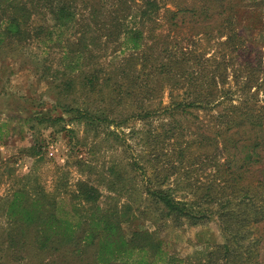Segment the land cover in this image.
<instances>
[{
  "label": "trees",
  "instance_id": "1",
  "mask_svg": "<svg viewBox=\"0 0 264 264\" xmlns=\"http://www.w3.org/2000/svg\"><path fill=\"white\" fill-rule=\"evenodd\" d=\"M263 3L264 0H0V48L5 44L22 46L31 40V43L37 41L49 50L56 49L60 55L54 71L61 78H67L65 91L71 92L77 83L85 95L94 91L97 85L107 87L109 91L125 87L123 93L131 94V89L141 87L144 77L124 76L133 68L134 61H141L142 70L151 69L156 79L185 83L190 99L186 100L187 103L172 102L167 108L175 116L187 112L186 108L209 107L221 94L227 98L231 91H216L215 86L218 75L224 76L221 78L224 83L229 66L235 68L234 74L238 72L245 77L242 90L249 93L251 88L257 87L264 94V52L257 49L253 41L243 40L236 30L241 20L258 18L255 10ZM250 8L252 11L247 13L251 15L247 16L243 10ZM160 19L175 37L184 32L224 37L225 40L217 44L216 52L225 62H217V55L212 57L211 76L208 78L199 68L200 56H195L192 51L178 55L173 48L166 47V36L169 35L148 30L155 27ZM167 52L171 60L159 57ZM126 53L129 58L124 60L125 64L117 65L112 76L98 84L102 72L100 63L107 59L114 61L117 55ZM189 59H194V70L187 66ZM51 66L47 69L50 70ZM145 83L142 90L152 95L147 81ZM251 99L255 101L230 104L218 114L214 125L208 126L206 132L198 130L203 138L201 145L221 152L227 165L223 179L218 176L222 165L215 156H207L217 170L206 193H203L202 198H206V202L211 199L210 191L216 180L222 179L225 184L231 182L237 186L236 182L243 183L246 174L252 173V168L262 163L264 98L261 102L256 91L251 94ZM60 102L56 101L65 117L83 124L84 132H92L94 138H98L102 129L106 130L102 133L107 138L117 136L109 127L115 125L119 128L129 119H112L108 108L92 109L88 105L80 108ZM152 112L147 111L143 115L131 113L130 117L144 119ZM63 119L62 116L37 118L47 126H55ZM29 151L31 157L38 155L35 147ZM242 152L246 153L244 157ZM95 174L97 179L93 184L80 181L72 193L58 188L54 193H46L37 184L31 189V196L24 190L15 191L2 206L5 217L13 224L7 233L9 246L20 240L19 236L26 241L31 237V257L36 259L35 256L40 255L51 264H185L187 259L169 256L163 251L162 242L157 241L155 233L135 229L125 234L122 224L130 221L129 203L123 204L116 212L99 207L100 187L113 194L115 201L127 189L124 183L127 179L121 168L114 163ZM161 186H147L145 192L161 207L165 218L172 219L178 226L183 223L198 226L210 218L209 210L199 202L178 201L173 190H163ZM64 202L69 203L68 208H64L67 207ZM228 205L227 200L221 204L217 215L222 225H227L225 230L232 234L226 235L227 241L203 256L200 259L203 262L198 264H243L237 263L239 254L233 249V244L246 238L245 228L249 222L244 215L225 210ZM0 264L5 263L0 261Z\"/></svg>",
  "mask_w": 264,
  "mask_h": 264
},
{
  "label": "rangeland",
  "instance_id": "2",
  "mask_svg": "<svg viewBox=\"0 0 264 264\" xmlns=\"http://www.w3.org/2000/svg\"><path fill=\"white\" fill-rule=\"evenodd\" d=\"M249 11L252 8L243 10ZM255 11L258 18L241 20L236 30L243 40L253 41L254 46L264 52V3ZM168 29L169 26L160 19L155 27L148 30L169 35L166 36V47L173 48L176 54L192 51L195 56H200L199 68L208 78L211 76L212 57L217 55V62H225L216 52L217 44L223 42L224 37L184 34V31L175 37ZM168 42L172 43L167 46ZM59 55L56 49L49 50L37 41L31 43V40L22 46L5 44L0 48V261L5 264H51L40 255L35 256L36 259L31 257V237L26 241L19 236L21 239L9 246L7 233L13 224L5 217L2 206L15 191L24 190L31 196V189L37 184L46 193H54L57 188L72 193L78 182L90 181L93 184L97 179L95 172L116 163L125 174L127 189L115 201L113 194L100 187L99 207L116 212L123 204L129 203L130 221L122 224L125 234L135 229L153 232L169 256L187 259L185 264H198L203 262L200 261L203 256L227 241L226 235L232 234L225 230L227 225H222L217 215L221 204L227 200L230 205L224 209L244 215L249 222L245 228L246 238L233 244V249L239 254L237 263L264 264V151L261 153L262 163L252 168V173L246 174L243 183L236 182L238 185L234 186L235 183L225 184L222 179L216 180L214 189L212 187L210 191L211 199L206 202V198H202L203 193H206L217 170L207 156H215L222 165L218 176L223 179L227 165L221 152L201 145L203 138L198 134V130L206 132L208 126H213L218 114L230 104L254 102L251 94L256 91L262 102V90L257 87L251 88L249 93L242 90L245 77L238 72L234 74L235 68L229 66L224 83L221 81L224 76L218 75L215 86L216 91L230 90L227 98L221 94L209 107L186 108L187 112L173 116L171 109H167L169 105L172 102L187 103L190 99L183 81L172 80L174 84L162 78L156 79L151 69L142 70L141 61H134L133 68L124 78H144L141 87L131 89L129 95L123 93L125 87L109 91L101 85L85 95L77 83L68 93L65 91L67 78H61L54 71ZM159 57L172 59L168 52ZM115 58L114 61L107 59L100 63L102 72L98 84L111 77L117 65L125 64L129 54H119ZM193 62L194 59L188 61L187 66L191 70H194ZM145 81L152 95L142 90ZM57 100L72 107L108 108L112 119H129L119 128L115 125L109 127L117 136L107 138L102 133L106 130L102 129L98 138H94L92 132H84L83 124L65 117L57 106ZM147 111L153 112L144 119L130 117L131 113L143 115ZM48 116H62L64 119L55 126H47L37 120ZM31 147L38 151L37 156L29 155ZM245 155L242 152V157ZM159 185L163 190H173L178 201L199 202L209 210L210 218L198 226L187 223L178 226L172 219L165 218L161 207L145 192L147 186L156 188ZM233 188H236L234 191L238 196L232 192ZM64 204L67 205L64 208H68L69 203Z\"/></svg>",
  "mask_w": 264,
  "mask_h": 264
}]
</instances>
